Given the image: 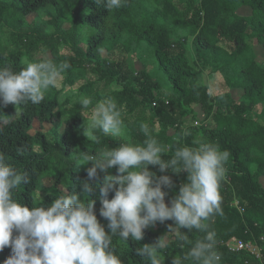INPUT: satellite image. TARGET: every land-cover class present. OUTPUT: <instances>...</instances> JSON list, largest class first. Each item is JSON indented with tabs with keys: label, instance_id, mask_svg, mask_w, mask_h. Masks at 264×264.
<instances>
[{
	"label": "trees",
	"instance_id": "trees-1",
	"mask_svg": "<svg viewBox=\"0 0 264 264\" xmlns=\"http://www.w3.org/2000/svg\"><path fill=\"white\" fill-rule=\"evenodd\" d=\"M240 5L251 7V15L237 14ZM34 13L41 17V23L27 20ZM66 23L71 27L65 28ZM190 37L193 63L187 57ZM254 39L264 45V0H124L121 7L112 10L97 0H0V67L19 71L28 62L41 60L39 55L46 50L51 53L48 60L71 65L59 78L63 79L62 87L50 88L41 103L28 101L17 109L9 104L3 107L5 116L0 114V152L31 178L15 190V198L31 207L49 204L66 193H79L81 182L87 179L86 169L91 167V163L76 165L82 162L78 160L81 152L94 155L101 146L142 143L145 137L139 126L147 123L166 148L164 159L176 148L195 142H212L229 151L220 187L223 215L206 223L216 234L220 264H264V187L260 182L264 175V67L256 61L250 44ZM143 42L155 55L151 67L162 69L169 87L164 88L151 69L135 72L130 67L129 54ZM103 49L107 51L105 58ZM205 72L223 76L212 93L204 80ZM80 78L87 80L74 88ZM114 85L116 88L109 90ZM68 87L73 93L61 100ZM235 88L243 90L240 100L231 95ZM108 96L122 109L124 134L104 137L96 145L83 134L86 124L80 114L86 118L95 103ZM81 97L92 99L89 109L82 108ZM197 107L204 113L202 121L198 120ZM35 120L59 122L63 128L32 134ZM149 170L171 177L175 187L164 189L169 202L187 181L186 172H160L159 166L152 165ZM118 174V166L98 171V180L92 183ZM113 196L114 192H109L107 198ZM90 198L95 201L97 219L112 235L108 221L99 215V188ZM169 225L174 226V221L149 226L140 241H122L118 234L113 235L124 264H146L135 249L155 244L170 232ZM172 235L164 264H172L173 257L190 248ZM187 235L195 241L204 233L193 230ZM231 239L257 244L260 254L230 249L227 242ZM10 254V247L0 251V264Z\"/></svg>",
	"mask_w": 264,
	"mask_h": 264
},
{
	"label": "clouds",
	"instance_id": "clouds-1",
	"mask_svg": "<svg viewBox=\"0 0 264 264\" xmlns=\"http://www.w3.org/2000/svg\"><path fill=\"white\" fill-rule=\"evenodd\" d=\"M123 2L97 0L108 10L121 7ZM70 67L67 61L57 64L48 59L28 62L19 71L0 67V114L9 104L17 109L28 101L34 105L41 103ZM80 104L89 109L92 99L81 97ZM80 115L86 124L83 134L93 144L100 145L104 137L124 134L122 109L111 96L96 102L86 118L83 113ZM139 130L145 137L142 143H120L116 148L101 146L94 155L81 152L78 160L82 162L76 165L91 163L81 191L60 195L39 206L29 207L15 198V190L30 183L31 178L0 152V251L11 248L2 264H124L113 235L118 234L122 241H140L145 229L167 220L174 221V226L169 225V234L190 245L186 253L173 257L172 264H185L188 260L193 264H220L216 234L206 222L223 215L220 187L227 173L229 151L212 142H195L193 146L176 148L164 159L166 148L152 135L150 126L141 123ZM149 165L159 166L160 172L170 169L177 174L187 173V181L170 204L165 203L168 192L164 189L175 187L171 177L157 176ZM113 166H118V175H105L102 182L92 183L98 180V171L107 172ZM96 188L102 205L99 215L108 221L112 235L106 233L94 211L95 201L90 193ZM109 192H114L111 199L107 198ZM85 196L90 199H83ZM193 230L204 236L190 240L187 233ZM169 234L155 244L136 248V255L146 264H164Z\"/></svg>",
	"mask_w": 264,
	"mask_h": 264
},
{
	"label": "rangeland",
	"instance_id": "rangeland-1",
	"mask_svg": "<svg viewBox=\"0 0 264 264\" xmlns=\"http://www.w3.org/2000/svg\"><path fill=\"white\" fill-rule=\"evenodd\" d=\"M236 13L241 15V16H249L252 13V9L251 7H249L248 5H240L237 10ZM27 20L32 23V22H37V23H41L42 19L40 16H38L36 13L31 14L27 17ZM71 24L70 23H66L65 24V28H70ZM193 38L190 37L187 41H186V47H187V57L190 61V63H193L195 60V55H194V50H193V43H192ZM250 44L252 46V49L254 51L255 54V58L256 61L264 67V45H262L261 43H259L256 39H254L253 41H250ZM102 55L103 57H107V51L105 49L102 50ZM40 58L42 59H50L51 58V53L50 51L46 50L44 52H42L39 55ZM155 59V55L152 52H150L148 44L146 42H143L139 47H136L133 49V51L129 54V58H128V63L130 65V67L133 69V71L135 72H140L143 71L145 69H151V72L153 73V75H156L160 81L163 83L164 88L165 87H169V83L167 82V78L166 75L163 73L162 69H159L158 67L154 66L151 67L150 61H153ZM86 78H80L78 79L75 87H78L80 85H82L83 83L86 82ZM204 80L205 82L209 85L210 89V93L213 92V86L222 82L223 81V76L220 72H212V73H208L205 72L204 73ZM57 86L62 87L63 85V79H58L57 81ZM115 85L112 86L109 90L111 89H115ZM106 89L105 92L108 90ZM73 93V89L71 87L66 88L65 92H64V98L67 95H71ZM231 95L235 100H240L242 95H243V90L242 89H232L231 90ZM165 99L168 100V97H165ZM197 111H198V120L202 121L204 119V113L201 111V109L199 107H197ZM63 128V124L59 123V122H43V121H39V120H35L34 124L32 126L31 129V133L35 134L38 131H42V132H46V133H53L56 130H60ZM170 134L174 135L175 134V130L171 129L170 130ZM260 182L262 184V186L264 187V175L260 178ZM47 184H50V180H46ZM166 204H170L169 201L165 200ZM170 232L166 233L169 234ZM174 239V236L172 234H169V238L167 243ZM251 249L253 251H255V253H259L260 254V247L257 244H251Z\"/></svg>",
	"mask_w": 264,
	"mask_h": 264
},
{
	"label": "built area",
	"instance_id": "built-area-1",
	"mask_svg": "<svg viewBox=\"0 0 264 264\" xmlns=\"http://www.w3.org/2000/svg\"><path fill=\"white\" fill-rule=\"evenodd\" d=\"M227 245L232 250H244V249H246V250H250L251 252L255 253V251H253L251 249V244L250 243H244L243 241L238 240V239L229 240L227 242Z\"/></svg>",
	"mask_w": 264,
	"mask_h": 264
}]
</instances>
